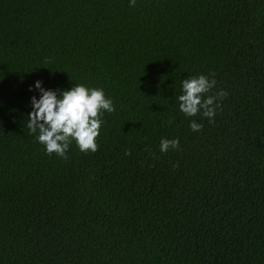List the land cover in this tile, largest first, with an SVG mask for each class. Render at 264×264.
Segmentation results:
<instances>
[{
    "label": "trees",
    "instance_id": "16d2710c",
    "mask_svg": "<svg viewBox=\"0 0 264 264\" xmlns=\"http://www.w3.org/2000/svg\"><path fill=\"white\" fill-rule=\"evenodd\" d=\"M36 80L103 89L96 152L45 153ZM0 264H264V0H0Z\"/></svg>",
    "mask_w": 264,
    "mask_h": 264
},
{
    "label": "clouds",
    "instance_id": "9594fccd",
    "mask_svg": "<svg viewBox=\"0 0 264 264\" xmlns=\"http://www.w3.org/2000/svg\"><path fill=\"white\" fill-rule=\"evenodd\" d=\"M136 0H129L134 6ZM215 79L204 75L189 77L180 82L181 94L176 97L178 110L185 116L192 117L200 113L208 118L209 123L219 108L218 101L226 96L222 90L215 96L205 95L215 86ZM35 90L36 95L29 98L31 111L28 113L27 127L36 133V141L44 146L46 154L55 153L65 157L71 142H75L80 152H96V138L99 135L106 111H114L113 102L104 95L103 89L86 88L75 85L68 90H53L43 87L42 81L36 80L28 91ZM192 131H199L201 124L190 122ZM178 139H161L159 150L167 152L177 149Z\"/></svg>",
    "mask_w": 264,
    "mask_h": 264
}]
</instances>
